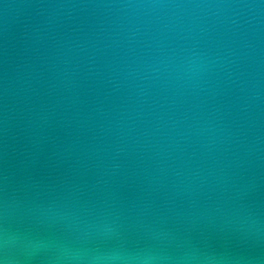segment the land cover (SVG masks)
Instances as JSON below:
<instances>
[{
    "label": "water",
    "instance_id": "water-1",
    "mask_svg": "<svg viewBox=\"0 0 264 264\" xmlns=\"http://www.w3.org/2000/svg\"><path fill=\"white\" fill-rule=\"evenodd\" d=\"M0 259L264 264V0H0Z\"/></svg>",
    "mask_w": 264,
    "mask_h": 264
},
{
    "label": "clouds",
    "instance_id": "clouds-1",
    "mask_svg": "<svg viewBox=\"0 0 264 264\" xmlns=\"http://www.w3.org/2000/svg\"><path fill=\"white\" fill-rule=\"evenodd\" d=\"M4 243L6 244L7 243V239L5 238L4 240ZM119 254H114V256H118ZM132 259L134 260H140V257H133ZM3 264H7V260L6 259H3Z\"/></svg>",
    "mask_w": 264,
    "mask_h": 264
},
{
    "label": "snow or ice",
    "instance_id": "snow-or-ice-1",
    "mask_svg": "<svg viewBox=\"0 0 264 264\" xmlns=\"http://www.w3.org/2000/svg\"><path fill=\"white\" fill-rule=\"evenodd\" d=\"M0 264H3V259H0Z\"/></svg>",
    "mask_w": 264,
    "mask_h": 264
}]
</instances>
